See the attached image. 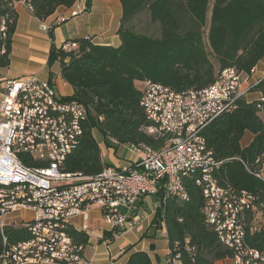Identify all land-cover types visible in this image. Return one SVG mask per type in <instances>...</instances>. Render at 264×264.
Returning a JSON list of instances; mask_svg holds the SVG:
<instances>
[{"label": "trees", "instance_id": "1", "mask_svg": "<svg viewBox=\"0 0 264 264\" xmlns=\"http://www.w3.org/2000/svg\"><path fill=\"white\" fill-rule=\"evenodd\" d=\"M20 1L0 0V27L3 19L7 25L6 33L0 30V71L11 65L18 21L15 5ZM77 1L29 0L27 4L44 23L59 8L69 9ZM120 2L123 6L121 47L97 46L89 39H79L75 41L78 47L72 51L66 52L55 45L50 50L49 66L60 63L63 80L74 89L72 98L80 101L88 113L81 142L63 165V171L70 175L93 177L104 170L106 164L95 131L110 149L118 148L113 142L121 146L146 145L154 150L168 144L169 135L148 132L154 125L141 106L142 93L137 83L151 81L177 93L206 90L223 71L234 68L242 76L250 75L264 59V0ZM85 3L88 12L93 0ZM144 14L157 26V35L134 30V23ZM49 33L53 40L51 29ZM255 91L264 95V78ZM258 105V101L241 100L237 110L223 114L202 135L214 160L222 162L220 172L215 173L220 185L255 198L247 219L251 223L259 214L263 229L249 243L261 250L264 248V179L258 175L264 167V114ZM246 133H251L254 139L243 147ZM25 163L32 165L30 161ZM197 179L196 174L183 178L187 199L165 197L166 189H160L157 197L161 207L155 226L165 223L170 258L182 264H217L233 259L234 251L221 243L207 222L203 190L195 183ZM68 233L79 245L87 247V233L73 227L68 228ZM105 237L112 241L114 234L106 233ZM146 237H150L149 233ZM30 239L25 227L9 226L4 236L0 232V264H4L3 253ZM150 259L147 252H135L127 264H152Z\"/></svg>", "mask_w": 264, "mask_h": 264}, {"label": "built area", "instance_id": "2", "mask_svg": "<svg viewBox=\"0 0 264 264\" xmlns=\"http://www.w3.org/2000/svg\"><path fill=\"white\" fill-rule=\"evenodd\" d=\"M83 12L86 7L75 4L71 17ZM52 28L41 25L46 32ZM62 47L69 52L78 44L67 41ZM248 76L240 75L234 68L227 69L206 90L182 93L151 81L139 83L141 106L154 125L149 131L162 136V125H169L170 146L147 153L142 147L130 145L137 155L133 163L123 167L106 165L102 173L89 180L70 176L62 166V158H68L81 142L82 127L88 120L85 106L35 75L0 80V232L4 236L9 226L25 227L31 236L29 241L3 253L4 264H57L55 253H69V260L83 264V253L82 258H74L77 242L66 237V229L75 228L74 218L85 220L81 230L88 233L91 213L99 210L116 231H128L134 226L141 198L157 196L162 188L166 189L165 197L168 192L182 195L181 181L185 176L177 175V168L187 167V173H194V165H205L219 173L222 162L214 160L202 133L223 114L237 110L239 102L261 85L262 79L243 88ZM31 84L54 89L57 102L63 107V127H55L53 120L46 118L42 97L31 92ZM258 103L264 114L263 94ZM73 113H81V120H73ZM48 160H56V169L37 172L36 164H47ZM26 161L32 165L27 166ZM11 180H18V187L4 188L3 181ZM195 183L202 184V179ZM202 186L206 191L207 222L221 243L234 251L233 264H264V248L259 250L249 243L263 229L259 214L251 223L247 219L255 198L245 192L236 193L219 181L210 180ZM51 204H59V211H51ZM19 210L31 212L32 218L7 224L6 216Z\"/></svg>", "mask_w": 264, "mask_h": 264}, {"label": "crops", "instance_id": "3", "mask_svg": "<svg viewBox=\"0 0 264 264\" xmlns=\"http://www.w3.org/2000/svg\"><path fill=\"white\" fill-rule=\"evenodd\" d=\"M28 1L21 0L15 5L18 21L16 33L13 37L11 65L8 69L0 71L2 75L0 80L11 81L35 75L41 81L52 82L60 94L71 96L74 89L63 80L60 63H54L52 68L48 64L52 45L60 48L67 41L89 39L97 46L121 47L122 40L119 31L123 18L122 3L120 0H93L91 10L83 12L77 17H71V10L75 5L69 9L59 8L54 15L44 22L53 27L52 40L50 33L41 29L43 22L29 10ZM76 5L86 7L85 0H78ZM263 78L264 59L260 61L252 74L244 79L242 87L246 88L250 83ZM261 95L262 92L252 91L243 100L252 103L258 101ZM253 139L254 136L251 133H246L241 145L247 147ZM118 151L119 146L117 149L108 148L105 153L102 152L103 163L123 167L130 165L137 159V155L129 148L132 159L123 162L115 158ZM104 154H111L112 161L106 163L103 160ZM261 176L264 179V167ZM160 203L157 196L141 198L140 205H138L134 215V226L128 231L119 233L104 220L101 211L94 210L88 221L89 232L87 234L89 241L83 251V264H127L131 254L142 251L149 254L152 264H182L180 260L170 258L165 223L162 221L158 228L155 226V220L161 207ZM12 213L6 216V223L9 225L20 223L11 219ZM72 221L75 228L81 231L85 220L82 217H76ZM106 233L114 234L112 241L105 239ZM147 233L150 237H146ZM128 248H131L130 251H128ZM217 264H233V261L232 259H226Z\"/></svg>", "mask_w": 264, "mask_h": 264}, {"label": "bare ground", "instance_id": "4", "mask_svg": "<svg viewBox=\"0 0 264 264\" xmlns=\"http://www.w3.org/2000/svg\"><path fill=\"white\" fill-rule=\"evenodd\" d=\"M1 32L6 33L7 25L6 22H2L0 27ZM31 92H34V95H40L42 97V107L43 110L46 111V118L48 120H53L55 127H63V107H61L60 102H57L56 94H54V89L49 85H41V84H31ZM82 104V103H81ZM87 109V108H85ZM73 120H81V113H73ZM87 121H85L86 124ZM150 134H158L154 131H148ZM162 132L164 135H169L170 140L168 144L160 150H164L170 146L171 141V131H169V125H162ZM84 134V127H82V135ZM142 147V148H141ZM134 148H141L146 150L147 153H154L153 148H150L146 145L134 146ZM67 158H62V166L65 165ZM56 169V160H48L47 164H36L37 172H47L54 171ZM217 171L213 169H207L205 165H194V173H187V167L177 168V175L179 176H188L192 174L197 175V181L202 179V184H209L211 181H218L216 174ZM73 177H82V180H89L90 177H85L82 175H70ZM184 178V177H183ZM4 188H16L18 187V180L11 181H3ZM202 184L197 183V185L203 190L204 198H206V191H204V187ZM183 180L181 181V190L182 195L178 194V192H168V195H175L181 199H187L188 195L186 190L184 189ZM165 204V203H164ZM59 211V204H51V211ZM205 211H206V202H205ZM82 231V230H81ZM66 237L72 238L68 233V229H66ZM78 248L74 249V258H82V253L84 251V246L79 245L77 243ZM55 262L57 264H75V260H69V253H55Z\"/></svg>", "mask_w": 264, "mask_h": 264}, {"label": "rangeland", "instance_id": "5", "mask_svg": "<svg viewBox=\"0 0 264 264\" xmlns=\"http://www.w3.org/2000/svg\"><path fill=\"white\" fill-rule=\"evenodd\" d=\"M134 24H136V27L134 28V30L138 33H143V34L152 35V36L158 34L156 32L157 26L155 24L151 23L149 17L145 14L142 15L139 19H137L136 23H134ZM138 87L141 88V84H139ZM94 136H96L95 138L97 139L102 152L105 153L107 151L108 147L105 144L103 137L97 131L94 132ZM113 144H115L116 146H119L118 154H116V156L113 155V156H115L116 159H119L123 162H126L129 159H132V154L129 152V148L127 145L121 146L115 142H113ZM103 160L106 163L111 162L112 161L111 154H104ZM31 218H32V214L29 211L19 210L17 212H13L11 214V219L13 221H16V222H21L24 219H31Z\"/></svg>", "mask_w": 264, "mask_h": 264}]
</instances>
